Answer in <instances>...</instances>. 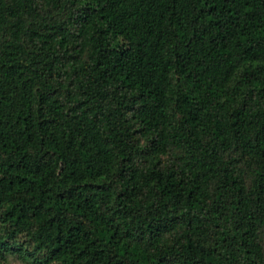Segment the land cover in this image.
Wrapping results in <instances>:
<instances>
[{"label": "trees", "instance_id": "16d2710c", "mask_svg": "<svg viewBox=\"0 0 264 264\" xmlns=\"http://www.w3.org/2000/svg\"><path fill=\"white\" fill-rule=\"evenodd\" d=\"M264 264V0H0V264Z\"/></svg>", "mask_w": 264, "mask_h": 264}, {"label": "rangeland", "instance_id": "374dc122", "mask_svg": "<svg viewBox=\"0 0 264 264\" xmlns=\"http://www.w3.org/2000/svg\"><path fill=\"white\" fill-rule=\"evenodd\" d=\"M10 264H17V263H10Z\"/></svg>", "mask_w": 264, "mask_h": 264}]
</instances>
